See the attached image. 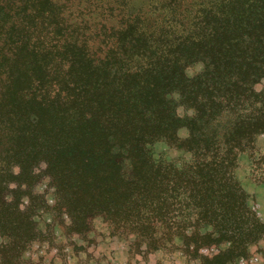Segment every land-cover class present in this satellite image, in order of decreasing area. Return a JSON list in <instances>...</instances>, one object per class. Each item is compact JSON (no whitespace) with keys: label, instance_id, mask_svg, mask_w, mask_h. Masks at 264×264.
Masks as SVG:
<instances>
[{"label":"trees","instance_id":"1","mask_svg":"<svg viewBox=\"0 0 264 264\" xmlns=\"http://www.w3.org/2000/svg\"><path fill=\"white\" fill-rule=\"evenodd\" d=\"M246 157L264 183V0H0V264H23L40 211L246 250Z\"/></svg>","mask_w":264,"mask_h":264},{"label":"rangeland","instance_id":"2","mask_svg":"<svg viewBox=\"0 0 264 264\" xmlns=\"http://www.w3.org/2000/svg\"><path fill=\"white\" fill-rule=\"evenodd\" d=\"M182 116L187 114L181 109ZM187 137L188 130L180 131ZM155 156L169 159H190L184 150L171 149L164 143L156 145ZM248 158H243L238 175L250 195V205L264 223V183L255 180ZM37 192L46 195L49 205L55 203V189L49 178H43ZM39 212L36 217L44 236L23 254V264H264V237L246 248L232 250L229 242L213 244L206 231L190 236L174 237L156 244L141 242L137 236L109 227L107 221L96 217L84 233L71 231L66 215L54 216ZM160 235L157 238H162ZM0 238V243L3 242Z\"/></svg>","mask_w":264,"mask_h":264}]
</instances>
